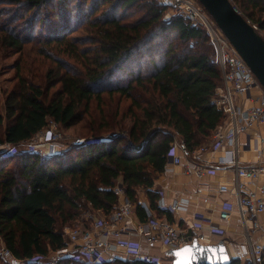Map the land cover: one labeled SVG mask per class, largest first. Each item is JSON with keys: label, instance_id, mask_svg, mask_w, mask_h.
<instances>
[{"label": "trees", "instance_id": "trees-1", "mask_svg": "<svg viewBox=\"0 0 264 264\" xmlns=\"http://www.w3.org/2000/svg\"><path fill=\"white\" fill-rule=\"evenodd\" d=\"M264 32V0H234ZM172 3L158 0H0V59L36 48L44 67L22 71L4 94L0 143L19 145L48 119L77 125L80 144L42 156L0 154V236L13 261L46 256L65 245L63 229L87 209L110 214L120 186L139 221L158 206L156 180L170 143L190 153L211 141L227 110L212 101L222 74L206 28L182 14L164 19ZM24 55V53H23ZM116 99L114 111L107 102ZM80 225L89 227L91 218ZM91 223V224H90ZM54 264H87L63 258ZM101 264H156L115 255ZM228 264H253L231 258ZM264 264V251L263 261Z\"/></svg>", "mask_w": 264, "mask_h": 264}, {"label": "built area", "instance_id": "built-area-1", "mask_svg": "<svg viewBox=\"0 0 264 264\" xmlns=\"http://www.w3.org/2000/svg\"><path fill=\"white\" fill-rule=\"evenodd\" d=\"M171 1L175 11L172 15L182 14L194 23L203 24L207 30L209 41L215 52V61L222 74V85L216 88L212 101L218 108L225 106L227 116L224 123L217 127L209 143L189 153L184 143L174 138L170 143L168 156L171 157L172 163L178 164L181 160L180 153L185 154L186 170L198 177L216 174L219 170L223 174H229V180L222 182L218 188L219 190L230 189L234 203L224 204L219 210V217L222 220H228L233 212L236 213L242 226L241 238L246 246V260L253 264H261L263 246L254 240L253 234L261 228L258 216L264 211V151L263 147H260L257 149V160L244 162L240 157L242 150L240 135L264 124V89L243 58L196 0ZM164 19L167 18L164 17ZM253 26L259 32L258 26L255 24ZM260 34L264 38L263 33ZM252 90L257 92L256 97L251 95ZM249 101L256 103L248 106ZM57 134L50 127L42 134H36L35 142L29 139L20 144L31 142L29 146H26L27 149L31 151L38 149L42 156L53 154L56 152L46 150L47 146L51 145L49 143L59 137ZM84 140L85 138L77 140L76 143H82ZM261 142L263 144L264 139H261ZM20 144L0 143V154L15 153ZM217 150H221L224 155L215 162L202 158L203 154ZM247 180L255 184L254 189L248 187ZM115 191L119 195V201L108 216L94 218L90 227L64 228V246L51 251L46 256H35L29 260L40 264H54L63 258H70L87 264H101L107 258L113 259L116 253H121L126 259L163 264L160 256L143 252L140 240L131 238L130 235L142 236L143 240L150 245L159 243L173 249L188 244L194 239L204 244L211 243L212 234L217 233L222 236L225 233L223 227L213 225L210 219L200 212L194 213V220L181 227L177 220L169 221L164 216L162 218L156 215L149 208L148 201L143 200L139 202L146 212L147 220L134 222L132 216L135 213V205L125 196L121 187H116ZM157 204L175 213L186 209L187 200L180 199L169 205L157 201ZM205 228L208 232H203ZM123 233L128 235L122 236ZM0 241L1 263L13 261L14 257L1 236Z\"/></svg>", "mask_w": 264, "mask_h": 264}, {"label": "crops", "instance_id": "crops-1", "mask_svg": "<svg viewBox=\"0 0 264 264\" xmlns=\"http://www.w3.org/2000/svg\"><path fill=\"white\" fill-rule=\"evenodd\" d=\"M251 95L256 97L257 92L252 90ZM254 103L256 102L249 101L248 106L254 105ZM261 139H264V124L254 127V129L240 135V142L242 145L240 157L244 162L257 160V149L260 147H263L264 151V143L262 144ZM180 154L181 160L178 164H174L169 160L165 170L158 175V179L156 180V186L160 193L158 201L169 205L174 201L186 199V209L172 213L174 220H177L180 226L183 227L194 220V213H202L207 219H210V223L221 226L225 230L222 236L217 233L212 234L210 236L211 243H217L223 240L231 258L238 257L241 259V262L246 261V246L243 244L241 238L242 226L240 219L235 212L232 213L228 220H222L219 217V210L224 204L234 203V198L230 189L219 190L218 188L222 182L229 180V174H223V172L219 170L216 174H206L202 177H198L194 173L186 170V156L185 154ZM222 155H224L223 152L217 150L215 152L203 154L202 158L210 162H215ZM247 181L248 187L254 189L255 184L250 180ZM257 183L261 185L260 182ZM140 200L148 201L143 192L141 193ZM258 219L261 223V228L253 234V238L262 244L264 251V211L259 214ZM134 220L135 222H141L137 216ZM203 232H208V230L205 228ZM123 236L127 235L125 234ZM130 237L138 238L137 235H130ZM140 242L142 251L145 253L147 252L157 256L165 253L163 252L166 247L164 245L159 243L150 245L142 239ZM115 255L124 258L121 253H116Z\"/></svg>", "mask_w": 264, "mask_h": 264}, {"label": "water", "instance_id": "water-1", "mask_svg": "<svg viewBox=\"0 0 264 264\" xmlns=\"http://www.w3.org/2000/svg\"><path fill=\"white\" fill-rule=\"evenodd\" d=\"M215 21L264 89V38L238 11L231 0H197ZM171 160V157L169 158ZM173 264H228L231 261L223 240L204 244L193 240L168 250Z\"/></svg>", "mask_w": 264, "mask_h": 264}, {"label": "rangeland", "instance_id": "rangeland-1", "mask_svg": "<svg viewBox=\"0 0 264 264\" xmlns=\"http://www.w3.org/2000/svg\"><path fill=\"white\" fill-rule=\"evenodd\" d=\"M158 1L159 2H163V3H172L171 0H158ZM231 2L236 6L238 11L243 14V12H241V10L235 4V1L231 0ZM199 5H200V3H199ZM173 9H174L173 6L169 7L166 10V13L164 14V17L165 18H169L170 16H172V14L175 12ZM167 15H169V16H167ZM243 15L245 16V14H243ZM259 32L263 33V35H264V32L261 31L260 29H259ZM23 53H24V55H23ZM19 58L21 59V65H22L21 67H22V71H23L24 74H30V69L36 70V68L39 67V66L41 68L44 67L43 63H41L39 61L38 57H37L36 48L30 47V45H29V47H26L25 51L22 52V53H20V52L19 53H15L14 51L11 50V51L7 52L5 54V56L0 59V113H2V114H4V94H5V91L8 90L14 84L15 63L17 62V60ZM104 102H107L106 108H105V112L106 113L113 112L114 108L116 106L117 100L113 99L112 101H110L108 99V97H106V98H104ZM50 127L53 128L55 130V132L58 133L57 135L59 137L56 140L50 142L49 144H51V145L47 144L48 145L47 146L48 149L46 150L47 152H51V150H53L55 152H59V151L65 150L71 144H80V143H76L77 140L86 138V137L81 136L80 134L77 133L79 131L78 128H77V125H74L71 128H69V129L68 128L65 129L60 124H58L57 122H55L52 119H48L47 126L44 129H42L40 132H38L37 134H40V133L42 134L46 129H48ZM36 139H37V135L35 134L33 136V138H31V140H32L31 142H35ZM30 143H25V144H22V145L20 144V146L18 147L19 150L20 149H24V150L27 149L26 146H29ZM37 148H39V147H37ZM36 151L38 152V149H36ZM5 154H7V153H5ZM41 155H43V154H41ZM47 155H49V154H47ZM117 187H120V186H117ZM141 193H142V191H141ZM108 215L109 214H105L102 211H95V210L87 209V210H85L83 212V214H82V216H81V218L79 219L78 222L74 223L72 226H66L64 228L65 229L66 228L69 229L71 227H76V226L80 227V226H82V225H80L82 223V221H81L82 218L83 219L91 218V220L93 222L94 218H96L98 216H108ZM160 217L163 218V216H160ZM135 218H136V214L134 213V215L132 216V220H134ZM134 222H135V220H134ZM134 224H136V223H134ZM63 231H64V229H63ZM125 234L126 233H123L122 236L125 235ZM126 235H128V234H126ZM138 239L139 240H141V239L143 240L142 236H138ZM0 245H1V241H0ZM168 250H170V249L165 247L164 251H163L165 253L160 255V261L163 264H173V262H174V256H173V254L169 253ZM0 264H2L1 261H0Z\"/></svg>", "mask_w": 264, "mask_h": 264}, {"label": "bare ground", "instance_id": "bare-ground-1", "mask_svg": "<svg viewBox=\"0 0 264 264\" xmlns=\"http://www.w3.org/2000/svg\"><path fill=\"white\" fill-rule=\"evenodd\" d=\"M197 1V0H196ZM198 2V1H197ZM199 3V2H198ZM204 9V8H203ZM205 10V9H204ZM206 11V10H205ZM207 12V11H206ZM209 15V14H208ZM210 16V15H209ZM211 17V16H210ZM212 18V17H211ZM213 20V19H212ZM214 21V20H213ZM215 22V21H214Z\"/></svg>", "mask_w": 264, "mask_h": 264}]
</instances>
